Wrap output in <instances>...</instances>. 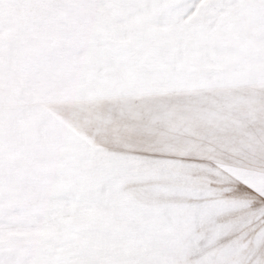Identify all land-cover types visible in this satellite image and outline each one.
I'll return each instance as SVG.
<instances>
[{"label":"snow or ice","instance_id":"6c2138e0","mask_svg":"<svg viewBox=\"0 0 264 264\" xmlns=\"http://www.w3.org/2000/svg\"><path fill=\"white\" fill-rule=\"evenodd\" d=\"M0 264H264V0H0Z\"/></svg>","mask_w":264,"mask_h":264}]
</instances>
